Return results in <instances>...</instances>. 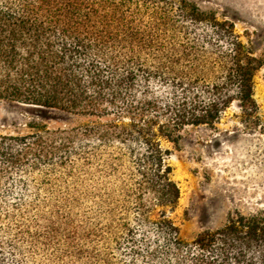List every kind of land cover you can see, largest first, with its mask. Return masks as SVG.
<instances>
[{
	"label": "trees",
	"instance_id": "1",
	"mask_svg": "<svg viewBox=\"0 0 264 264\" xmlns=\"http://www.w3.org/2000/svg\"><path fill=\"white\" fill-rule=\"evenodd\" d=\"M231 28L173 0H0V99L72 117L0 134V264H264V205L192 240L172 217L162 142L256 108Z\"/></svg>",
	"mask_w": 264,
	"mask_h": 264
},
{
	"label": "rangeland",
	"instance_id": "2",
	"mask_svg": "<svg viewBox=\"0 0 264 264\" xmlns=\"http://www.w3.org/2000/svg\"><path fill=\"white\" fill-rule=\"evenodd\" d=\"M181 1L173 0L175 6H196L219 22L231 23V35L263 62L253 76L256 108L252 116L233 101L213 129L187 126L178 146L162 142L170 150L167 162L180 192L172 217L181 237L192 240L199 232L220 226L232 211L247 212L264 205V0ZM185 17L188 24L199 18L188 12ZM197 25L196 33L187 36H202ZM209 32L230 36L217 28ZM29 116L49 126L72 120L54 109L25 112L0 99V134L28 132L24 122Z\"/></svg>",
	"mask_w": 264,
	"mask_h": 264
}]
</instances>
